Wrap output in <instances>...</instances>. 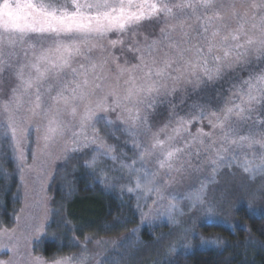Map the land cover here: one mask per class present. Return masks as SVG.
Masks as SVG:
<instances>
[{
	"label": "snow or ice",
	"instance_id": "obj_1",
	"mask_svg": "<svg viewBox=\"0 0 264 264\" xmlns=\"http://www.w3.org/2000/svg\"><path fill=\"white\" fill-rule=\"evenodd\" d=\"M68 139L65 156L126 202L132 219L113 228L137 226L112 249L73 235L77 254L45 258L20 251L45 229L29 223L0 264H132L157 221L173 226L157 264H172L193 218L211 224L231 199L213 194L222 176L238 170L235 190L264 200V0H0V173L11 165L23 187Z\"/></svg>",
	"mask_w": 264,
	"mask_h": 264
},
{
	"label": "trees",
	"instance_id": "obj_2",
	"mask_svg": "<svg viewBox=\"0 0 264 264\" xmlns=\"http://www.w3.org/2000/svg\"><path fill=\"white\" fill-rule=\"evenodd\" d=\"M181 95L177 93L169 99L184 107L179 105ZM190 102L186 100L185 103ZM71 160V166L59 172L56 187L51 191V219L44 238L37 243L39 253L45 258L53 255L68 256L76 252L78 248L73 245V235L79 244L85 241V237H91L92 242L122 239L131 236V230L138 223L113 228L117 219H132L126 202L124 207L120 206L118 189H104L98 185L80 167L82 161L78 154L72 155ZM5 171L8 175L0 173V228L10 229L15 224L21 197L13 167L7 165ZM64 217L69 219L70 226L75 227L74 233L63 227L61 221ZM233 218L231 226L215 223L200 226L199 232L203 237H218L221 243L218 246L178 250L170 258L172 264H264V206L260 215L250 213L247 208H239L235 210ZM168 224L157 221L138 235L144 244H152L169 234L172 228ZM136 239L132 237L133 241ZM136 255L132 264H138ZM155 259L156 256H153L150 264H157ZM126 261L127 258L125 264H128Z\"/></svg>",
	"mask_w": 264,
	"mask_h": 264
},
{
	"label": "rangeland",
	"instance_id": "obj_3",
	"mask_svg": "<svg viewBox=\"0 0 264 264\" xmlns=\"http://www.w3.org/2000/svg\"><path fill=\"white\" fill-rule=\"evenodd\" d=\"M118 52V49L115 50ZM93 55H99L98 53H93ZM114 67V65H113ZM181 93H179L180 95ZM162 126V124H161ZM199 125L193 124L191 126V131L195 133L197 127ZM203 128L205 131H209V127L207 125V121L203 122ZM170 131V130H169ZM71 147L70 139L62 141L60 144L55 145L48 153L44 154L40 157V161L38 162V167L35 171H25L24 173V186L22 187L19 182V192L21 197V206L19 208L17 216L19 217V221H15V224L12 228H16L17 232L14 235H9L8 233L0 234V247L7 245L8 248H11L12 245L16 242L17 238L20 235V232L26 229V224H32L33 226L36 224L44 223L45 229L43 233H36L34 231L29 230L28 234L31 237V240L25 245L21 241V253L31 252L32 255H39L37 243H39L46 233V228L51 219V191L56 187V182L59 177V172L65 170V168L71 166L72 155L75 154L69 153V156L66 157L64 153V147ZM42 162L43 170L40 169V163ZM151 167V165H149ZM55 183V184H54ZM246 183L244 177L239 174L237 170L236 175L234 176H222L219 180V185L215 187L213 194L217 197L221 195V192L227 188L229 191V195L231 196L230 200H226L221 208L220 215L214 218L215 224H220L224 226H231L234 221L235 210L239 208H247L248 211L252 214L260 215L262 214V209L264 206V200L260 198L253 199L247 192L245 191H236L240 185ZM149 206L152 207L150 204ZM45 216H47V220H45ZM166 223V222H163ZM209 224L205 221L203 216H196L193 218L192 223L187 225L192 229V232L196 234V238H193L191 234H189V239L191 241L190 248L179 247L178 250H190L197 248H205L212 245L201 244L198 237L202 235L199 232V227ZM169 228H173V226L169 223ZM9 231H11V229ZM169 234L164 235L163 239L159 238L155 240L152 244H145L146 247H142L141 250L136 255L138 264H150L152 257L156 256V261L158 262L163 257L157 255V253H162L171 243V239L168 238ZM203 237V236H202ZM207 238V237H206ZM121 239H104L103 241H108L109 243L105 244L104 247L107 249H112L113 244L111 242H119ZM97 241L91 242L87 245V247L91 250H95L97 247ZM85 241L80 245H84ZM80 251L78 249L71 255L77 254ZM175 254V253H174ZM172 254L170 257L166 259L172 258L174 255ZM13 253L8 250H0V261H7L12 257ZM69 256V255H68ZM155 261V262H156ZM128 263V261H126Z\"/></svg>",
	"mask_w": 264,
	"mask_h": 264
}]
</instances>
